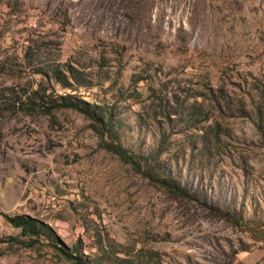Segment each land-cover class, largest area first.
Instances as JSON below:
<instances>
[{
    "label": "rangeland",
    "instance_id": "rangeland-1",
    "mask_svg": "<svg viewBox=\"0 0 264 264\" xmlns=\"http://www.w3.org/2000/svg\"><path fill=\"white\" fill-rule=\"evenodd\" d=\"M54 243L264 264V0H0V264Z\"/></svg>",
    "mask_w": 264,
    "mask_h": 264
},
{
    "label": "trees",
    "instance_id": "trees-1",
    "mask_svg": "<svg viewBox=\"0 0 264 264\" xmlns=\"http://www.w3.org/2000/svg\"><path fill=\"white\" fill-rule=\"evenodd\" d=\"M120 148V147H119ZM122 149L118 150L119 157L125 161V162H134L135 164H138L136 161L132 159L130 155L125 153L124 151H121ZM164 186L169 187L171 189L176 190L177 187L174 186V184L167 182L166 180L160 181ZM7 220L10 222V224L15 228H20L22 235H36L39 236L42 234V231L45 232V229L47 226L42 223H38L34 219L28 217V216H7ZM46 233V232H45ZM54 246L63 254H67L70 259H73L75 264H84L80 260L77 259V256L70 252L67 253L63 248L59 247L56 243H54Z\"/></svg>",
    "mask_w": 264,
    "mask_h": 264
}]
</instances>
